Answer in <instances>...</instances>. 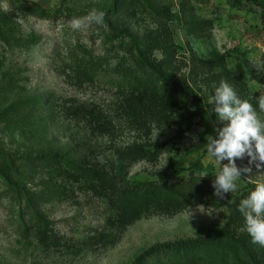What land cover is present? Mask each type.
Wrapping results in <instances>:
<instances>
[{"label": "rangeland", "instance_id": "374dc122", "mask_svg": "<svg viewBox=\"0 0 264 264\" xmlns=\"http://www.w3.org/2000/svg\"><path fill=\"white\" fill-rule=\"evenodd\" d=\"M93 10L102 24L86 22ZM221 80L259 113L264 0H0V264H132L216 232L249 237L236 208L264 168L222 201L124 204L140 184L212 181Z\"/></svg>", "mask_w": 264, "mask_h": 264}, {"label": "clouds", "instance_id": "9594fccd", "mask_svg": "<svg viewBox=\"0 0 264 264\" xmlns=\"http://www.w3.org/2000/svg\"><path fill=\"white\" fill-rule=\"evenodd\" d=\"M85 20L100 25L104 22V13L93 10ZM84 22L73 19L71 27L79 29ZM209 103L220 126L214 127V137L205 136L204 150L214 166L212 195L222 201L226 194L240 190L242 175L251 173L253 168L258 172L264 168V115H261L264 114V97L258 100V113L248 99H241L231 84L221 80ZM204 176L208 175L200 177ZM236 210L243 216L244 230L251 242L264 247V179L254 182Z\"/></svg>", "mask_w": 264, "mask_h": 264}, {"label": "trees", "instance_id": "16d2710c", "mask_svg": "<svg viewBox=\"0 0 264 264\" xmlns=\"http://www.w3.org/2000/svg\"><path fill=\"white\" fill-rule=\"evenodd\" d=\"M154 75V83L160 88H171L172 91L188 92L177 84L170 83L167 77L158 72L149 70ZM132 80L128 78L127 81ZM211 181L208 177L191 176L185 182L173 185H154L151 189H142L140 184L136 191H124V204L140 209L141 201L148 195L162 194L168 198L173 207L190 205L194 199L198 201L216 200L212 195ZM150 203V202H149ZM19 219L22 217L21 205H18ZM167 207L166 209H168ZM230 256L243 259L244 264H264V247L253 244L246 236H234L228 231L216 232L206 237L179 242L173 245H164L143 253L132 264H229ZM240 264V263H236Z\"/></svg>", "mask_w": 264, "mask_h": 264}]
</instances>
